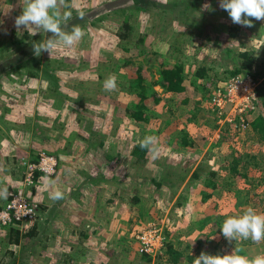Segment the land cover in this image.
Wrapping results in <instances>:
<instances>
[{"label": "rangeland", "instance_id": "374dc122", "mask_svg": "<svg viewBox=\"0 0 264 264\" xmlns=\"http://www.w3.org/2000/svg\"><path fill=\"white\" fill-rule=\"evenodd\" d=\"M66 3L61 11H70L71 19L62 27L79 25L86 34L70 48L37 57L33 42L52 34L17 29L22 0H0V189L20 190L38 205L29 228L19 234L0 230V264H64L62 244H82L86 224L75 216L80 212L100 216L104 225L123 214V230L114 231L119 244L101 264H170V243L195 258L201 252L231 254L235 247L250 258L264 254V241L229 242L221 230L225 219L248 207L264 213V141L250 129L259 107L246 116L244 129L235 120L217 123L208 99L235 70L246 71L244 51L254 55L257 81L264 79V20L250 18L252 27L234 24L220 0ZM179 64L188 90L167 93L160 86L161 70ZM204 66L206 78L197 75ZM109 74L117 83L111 92L104 90ZM136 78L159 97L145 102L148 121L128 113L138 101ZM146 135L158 138L155 160L149 151L145 159L133 153ZM41 151L56 156L58 169L66 171L39 175L26 186L20 164L36 160ZM234 158L241 162L233 171ZM110 168H116L112 181L96 180H105ZM126 179L130 184L120 185ZM57 190L63 199L50 198ZM111 198L117 200L114 210L108 208ZM151 222L162 226L168 242L163 256L149 259L138 250L136 234Z\"/></svg>", "mask_w": 264, "mask_h": 264}, {"label": "clouds", "instance_id": "9594fccd", "mask_svg": "<svg viewBox=\"0 0 264 264\" xmlns=\"http://www.w3.org/2000/svg\"><path fill=\"white\" fill-rule=\"evenodd\" d=\"M22 4V13L16 17L15 27L17 29L23 27L33 36L39 30L52 34L46 40L33 42V52L37 57L42 51L48 52L51 56L52 51L59 47L70 48L86 34L79 25H73L70 31H66L62 27V25L66 27V22L71 19L70 11H61L62 8L68 7L66 0H22ZM220 7L227 11L234 24L252 27L250 18L257 21L264 20V0H220ZM79 17L83 19L82 11L79 13ZM116 87L115 74H109L104 81V90L111 92ZM139 146L142 149H147L152 154L153 160L158 158L157 137L146 135L139 141ZM7 195L6 188L0 189V197L7 198ZM50 198L53 200L63 199V193L57 190ZM221 230L222 235L229 242L251 240L253 243L259 244L264 241V213H258L254 208L248 207L242 214L229 216L225 219ZM242 251V248L235 247L231 254L210 255L201 252L199 257L193 260V264H264V254L250 258L247 255H241Z\"/></svg>", "mask_w": 264, "mask_h": 264}, {"label": "built area", "instance_id": "2783aa9c", "mask_svg": "<svg viewBox=\"0 0 264 264\" xmlns=\"http://www.w3.org/2000/svg\"><path fill=\"white\" fill-rule=\"evenodd\" d=\"M259 83L249 74H236L222 86H216L208 97L210 108L217 113V123L238 121L242 128H247L246 116L258 107ZM21 165L25 168L24 184H35V174L52 176L58 172L59 161L56 156L41 151L36 160L24 158ZM20 190L12 191L0 207V230L4 228H29L37 220L38 205ZM138 250L151 257L165 254L167 235L162 226L155 222L148 223L137 234Z\"/></svg>", "mask_w": 264, "mask_h": 264}, {"label": "trees", "instance_id": "16d2710c", "mask_svg": "<svg viewBox=\"0 0 264 264\" xmlns=\"http://www.w3.org/2000/svg\"><path fill=\"white\" fill-rule=\"evenodd\" d=\"M240 55L243 57V62L242 66L245 67V70L243 72V69H238L235 70L234 75L243 73V74H249L255 77L257 80L258 77L256 78V75H254L253 68L255 66V58L253 57L252 52L244 51L240 53ZM253 55V56H252ZM184 66L182 64H179L178 66H170V67H164L161 70V77H160V86L163 88V90L167 93H175V94H181L183 92H187V84L185 83L184 79V74L183 70ZM209 71V67L204 66L200 67L197 75L199 77L206 78L207 73ZM134 84H137V96H138V101L134 103L133 107L128 108V113L132 118L138 121H148V113L146 109V104L147 100L152 96L154 101H159V97L157 96L155 91L151 90V87H148L147 84H144L143 81L140 78H136V81ZM132 82V85H133ZM134 86V85H133ZM257 92H258V97H259V112L257 116L250 121V129L254 131L253 134H255L257 140L259 141H264V79L259 81V85L257 87ZM189 97L186 98L185 101H188ZM189 141L186 140V138L183 139V144H188ZM147 149H142L139 146V142H137L133 153L135 156L145 159L146 158V153ZM235 164H233V171L237 169L239 162H241V158H234ZM20 166L23 169V178L25 176V168L23 165L20 164ZM40 174L39 172H36L35 178L39 177ZM197 176V175H196ZM35 179V180H36ZM158 185H161L158 183ZM207 185L211 186L212 188L215 187V184L208 181ZM15 191V190H13ZM11 193V192H10ZM9 194V193H8ZM3 202L6 201V198L2 200ZM1 207V203H0ZM13 230L15 233H20L19 228H10ZM167 255H169L168 261L170 264H180L184 260H188L191 263H193V260L195 259L194 254H186L184 251H180L179 249L175 248L172 243L168 244V249L166 250ZM209 253V252H208ZM149 259H151V256L146 255Z\"/></svg>", "mask_w": 264, "mask_h": 264}, {"label": "crops", "instance_id": "0c3cea01", "mask_svg": "<svg viewBox=\"0 0 264 264\" xmlns=\"http://www.w3.org/2000/svg\"><path fill=\"white\" fill-rule=\"evenodd\" d=\"M214 88H216V87H214ZM213 89H211V90H213ZM210 93H211V91H209V95H210ZM110 144L112 145V149H113L114 144H112V142H110ZM110 144H109V146H106V145L104 146V148L107 150V153L112 152V151H109V150H112V149H110ZM186 145H188V144H186ZM120 149L118 151H120ZM113 152H115V151L113 150ZM108 157H109V155L106 154L104 156V159L107 160ZM105 165H106V163H105ZM98 169H99V172H98V175H99L102 173V170L99 167H98ZM111 169L112 168L107 169L108 174L106 175L105 180H102L99 178H97L96 180L97 181H106V182L112 181L114 174H111V173H114V172H112ZM60 170L66 171L65 169H60ZM112 170L114 171V170H116V168H114ZM129 182H130L129 179H126L123 182H121L120 185L130 184ZM125 188L126 187L124 186L122 191H124ZM120 198L123 201V198L122 197H120ZM111 199L112 200H111V202L109 201L110 206L108 208L114 210L113 209L114 208V202L113 201L115 198H111ZM116 201L117 200L115 199V203H116ZM96 208L98 209L100 207L97 206ZM75 216L80 218L82 220V223L84 225L86 224L85 225L86 227H84L82 225V228L84 229V231L80 232V236L83 235V237L81 239V241H82L81 245L77 244V246H76V242L72 241V240H69L68 242H65L62 244L63 245L62 249L64 251L60 255L63 257L64 264H75L77 262L81 263V264H101L102 261H104L103 258L105 257V255H107V257H108L109 253H111L113 251L111 249L112 248L115 249L116 246L119 244V241L114 237V236H117L114 234V231L115 230H123L122 229L123 214L120 213V214L112 216V218H108L107 220H110V222L106 223L105 225H104L105 220L101 219L100 216H96L95 218H88V217H86L87 216L86 212L76 213ZM85 219H89V220H85ZM116 223H118L120 226L117 225ZM115 224L120 228L115 229V227H114ZM72 232H74V231L71 230V233ZM65 236H66V234H65ZM72 236L73 235L71 234L70 237H72ZM126 239H127V237H126ZM111 245H113V246L108 247ZM55 247H57V243H56Z\"/></svg>", "mask_w": 264, "mask_h": 264}]
</instances>
